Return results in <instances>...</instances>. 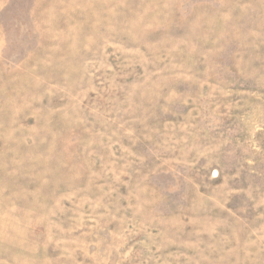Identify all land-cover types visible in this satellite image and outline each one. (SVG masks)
Returning <instances> with one entry per match:
<instances>
[{
    "label": "rangeland",
    "instance_id": "obj_1",
    "mask_svg": "<svg viewBox=\"0 0 264 264\" xmlns=\"http://www.w3.org/2000/svg\"><path fill=\"white\" fill-rule=\"evenodd\" d=\"M0 264H264V0H0Z\"/></svg>",
    "mask_w": 264,
    "mask_h": 264
}]
</instances>
